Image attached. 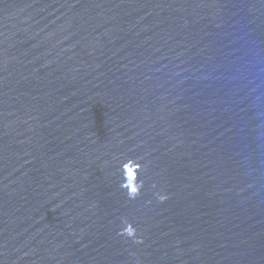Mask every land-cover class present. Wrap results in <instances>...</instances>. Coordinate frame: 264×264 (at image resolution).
<instances>
[{
	"label": "water",
	"instance_id": "95a60500",
	"mask_svg": "<svg viewBox=\"0 0 264 264\" xmlns=\"http://www.w3.org/2000/svg\"><path fill=\"white\" fill-rule=\"evenodd\" d=\"M0 264H264V0H0Z\"/></svg>",
	"mask_w": 264,
	"mask_h": 264
},
{
	"label": "clouds",
	"instance_id": "9594fccd",
	"mask_svg": "<svg viewBox=\"0 0 264 264\" xmlns=\"http://www.w3.org/2000/svg\"><path fill=\"white\" fill-rule=\"evenodd\" d=\"M161 199H164V197H161ZM130 234H131V232H130Z\"/></svg>",
	"mask_w": 264,
	"mask_h": 264
}]
</instances>
